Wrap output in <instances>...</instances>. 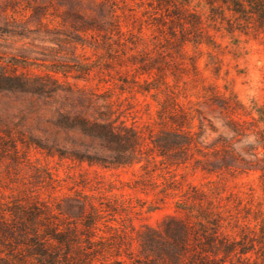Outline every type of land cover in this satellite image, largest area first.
I'll use <instances>...</instances> for the list:
<instances>
[{
  "label": "rangeland",
  "instance_id": "rangeland-1",
  "mask_svg": "<svg viewBox=\"0 0 264 264\" xmlns=\"http://www.w3.org/2000/svg\"><path fill=\"white\" fill-rule=\"evenodd\" d=\"M182 4L200 17L197 49L168 35L158 0H0V70L26 73L35 85L28 94L0 92V264H38L42 256L56 264H145V227L160 228L190 185L209 193L215 181L233 212L261 208L259 172L217 177L176 168L146 144L149 163L81 161L73 154L84 153L83 129L69 128L73 113L65 124L55 112L107 92L127 125L157 130L161 104L173 99L218 129L205 122L204 145L222 132L208 98L229 99L257 118L264 112V35L203 0ZM76 15L92 29H82Z\"/></svg>",
  "mask_w": 264,
  "mask_h": 264
},
{
  "label": "trees",
  "instance_id": "trees-1",
  "mask_svg": "<svg viewBox=\"0 0 264 264\" xmlns=\"http://www.w3.org/2000/svg\"><path fill=\"white\" fill-rule=\"evenodd\" d=\"M203 1L211 11L219 9L238 23L241 21L245 30L264 35V0ZM182 2L187 4L188 0H158L157 7L164 9L170 21L168 35L180 46L191 43L197 49L203 43L201 20L185 10ZM75 19L82 29H92L88 28L90 22L81 16L76 15ZM109 26L114 29L110 32L115 31L113 24ZM176 27L179 37H176ZM116 33L118 38L123 36L119 30ZM152 69L157 68L151 66L149 70ZM157 76L164 79L159 70ZM34 86V80L26 73L0 70V92L23 95L31 93ZM72 104L68 111L59 105L55 112L65 124L73 113L69 128L79 125L83 129L88 139L83 144L84 153L73 154L81 161L106 168L132 166L142 161L149 163L153 157H143L142 146L146 144L152 146L151 152L156 151L176 168L190 166L193 171L217 177L260 173L263 201L257 210L250 205L244 207L243 212L226 208L215 181L210 182L214 189L209 193L199 192L190 185L178 196L174 213L164 217L160 228L145 227V238L140 243L147 260L145 264H264V112L257 110V118L246 113L244 115L250 119L246 120L242 118L239 104L215 95L208 98L205 104L217 112L222 132L209 145H204L201 137L205 122L211 132L216 133L218 129L199 110L173 99L161 104L155 123L157 130L154 124L143 128L134 122L127 125L117 114L107 92L96 95L95 99L79 97L77 103ZM250 137H253L252 142L248 141ZM47 150L66 156L61 148ZM56 263L52 256L38 259V264Z\"/></svg>",
  "mask_w": 264,
  "mask_h": 264
}]
</instances>
